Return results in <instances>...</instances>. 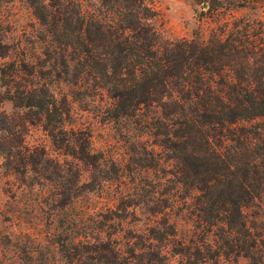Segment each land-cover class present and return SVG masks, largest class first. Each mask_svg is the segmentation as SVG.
I'll list each match as a JSON object with an SVG mask.
<instances>
[{
	"label": "trees",
	"instance_id": "obj_1",
	"mask_svg": "<svg viewBox=\"0 0 264 264\" xmlns=\"http://www.w3.org/2000/svg\"><path fill=\"white\" fill-rule=\"evenodd\" d=\"M14 1L0 0V10ZM18 1L36 25L31 39L9 44L0 24V93L70 159L24 147L15 118L1 109L0 153L14 156L9 170L33 176L29 185L52 189L46 203L60 250H73L79 264H170L168 254L178 264H264L263 25L235 19L207 38H166L146 0ZM250 2L206 3L213 14ZM76 102L113 128L125 163L73 125ZM80 164L92 177L83 178ZM113 183L124 190L94 216L122 219L140 204L147 214L122 245L111 224L86 209L72 214L85 195ZM249 207L257 211L248 215ZM182 210L191 228L178 234L167 217ZM35 247L15 244L17 263L45 264L33 260Z\"/></svg>",
	"mask_w": 264,
	"mask_h": 264
},
{
	"label": "rangeland",
	"instance_id": "obj_2",
	"mask_svg": "<svg viewBox=\"0 0 264 264\" xmlns=\"http://www.w3.org/2000/svg\"><path fill=\"white\" fill-rule=\"evenodd\" d=\"M146 1L155 13L152 24L160 35L166 38H191L193 36L207 38L220 28L227 30L235 19L259 22L264 27V0H250L249 6L222 8L213 14L207 11L208 3L206 2L208 0ZM0 24L6 30L4 42L9 44H14L18 39H31L32 29L36 25L35 18L29 8L18 0L1 8ZM34 51L38 52L37 45ZM5 60L0 58V65ZM3 95L4 93L1 92L0 109L15 118L18 125L14 130L20 132V140L24 147L44 150L49 157L57 158L60 161L70 159L55 147L40 122L27 120L26 110L17 109L13 102L7 100ZM105 101L106 98H104ZM82 108L78 102L73 104V125L89 130L91 141L96 149H103L117 157L119 163H125L124 144L118 140L113 128L108 123L101 121L96 116L94 109L88 111ZM9 159H14V156L0 153V262L18 264L17 252L14 248V245L18 244L21 247L36 246L35 252L32 254L36 263L79 264L73 250L68 255L60 250L54 242L52 232L57 231L53 228L57 222H52L50 213L53 210L46 203L52 196V189L42 184L29 185L28 182L32 183L33 176L23 177L9 170ZM80 167L83 178L92 177L90 165L80 164ZM150 176H154V174ZM127 179L123 178L125 183ZM118 190H124L123 184L113 183L109 187L95 188L92 193L85 195L83 200L72 210V214L86 209L93 219L111 224L112 228L109 229L112 233L111 237L117 240L119 245H122L124 235H128L129 231L135 232L143 228V223L147 222L145 219L147 214H144V208L140 204L135 213L121 211L122 219L115 217L105 220L94 216L95 213L104 211L105 204L114 203V200L110 198ZM256 211L255 207L244 209L248 215ZM171 213L169 212L167 219L175 223L178 234L191 228L186 211H180L177 217ZM262 213L263 211L260 212L259 217ZM51 222L52 224H50ZM168 259L170 264H178V256L168 254ZM238 264H247V261L240 259Z\"/></svg>",
	"mask_w": 264,
	"mask_h": 264
}]
</instances>
